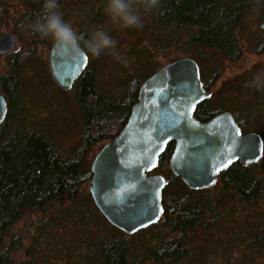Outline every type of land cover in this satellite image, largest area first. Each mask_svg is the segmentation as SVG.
<instances>
[{"label":"trees","instance_id":"1","mask_svg":"<svg viewBox=\"0 0 264 264\" xmlns=\"http://www.w3.org/2000/svg\"><path fill=\"white\" fill-rule=\"evenodd\" d=\"M5 1L0 0V5ZM18 1L25 7V11L15 19L13 32L20 41H27L28 48L19 47L6 53L9 70L0 75V91L7 100L6 114L0 123V264H46L29 259H13L11 253L18 248L19 240V236H14L12 232L14 225L27 214L46 215L56 205L67 202L76 204L86 194L92 198L89 191L85 194L83 190L92 175L89 152L95 143L119 133L129 116L131 105L137 100L141 80L155 69L147 72L148 74L146 67L143 73L133 70L138 53L145 54L146 58L153 53L147 45L137 49L136 44L131 50L129 71L125 74L121 88L113 94L103 93L96 86L94 72L88 67L83 69L74 89L83 117L80 142L70 156L62 158L53 138L42 130L29 126L25 100L21 93V73L24 65L33 59L32 50L37 43L51 42L50 38H41L31 27L44 15V0ZM65 1L57 0L59 11ZM96 1L97 6L91 12L92 19L78 28V35L86 37L84 40L91 37L88 29L91 30L92 24L101 19L107 3V0ZM259 7L264 8V0H160V6L149 11L148 15L152 24L157 27H170L176 33L185 27L190 29L184 39H176L180 41L181 50L190 53L196 60L202 48H211L222 58L236 60L241 56L242 50L234 31L245 15ZM30 44L33 46L32 50L29 49ZM152 47L159 50L161 48L155 41ZM211 68L215 71V78V66L211 65ZM200 72L209 89L214 78L208 79L202 70ZM204 102L195 111L200 119L207 117V111L203 110ZM259 102L264 104V90L258 95L255 104ZM236 118L241 126H247L246 117ZM172 149L173 141H169L158 160V167L169 171L165 176L167 183L162 193V217L158 223L140 230L144 233L152 227L160 226L167 231L151 237L154 243H135L131 241V235L126 236L111 225L106 228V237L95 239L87 253L69 264H177L193 256L194 249L189 235L197 229L208 232L217 228L218 216L206 217L205 200L202 198L193 201L191 193L196 191L185 187L180 178L171 172L169 158ZM258 169L264 170V160L247 167L233 164L219 175L220 191L223 195L236 196L242 203L254 204L256 199L264 197L263 175H257ZM172 187L175 188L174 191ZM181 188L187 191L183 196L178 195ZM92 203L94 204L93 199ZM91 215L92 220L108 222L96 206ZM245 225L247 226L246 223ZM240 228L229 231L230 241L237 247L236 258L239 264H257V256L264 253V226L256 230ZM6 238H9L8 242H5Z\"/></svg>","mask_w":264,"mask_h":264},{"label":"rangeland","instance_id":"2","mask_svg":"<svg viewBox=\"0 0 264 264\" xmlns=\"http://www.w3.org/2000/svg\"><path fill=\"white\" fill-rule=\"evenodd\" d=\"M96 6V0H66L60 12L63 13V19L70 22L78 34L80 25L92 19L91 12H94ZM23 11L25 7L18 0H6L0 5V36L8 31L15 35L14 21ZM148 13L143 10L140 12L142 28H121L111 21L105 11L99 21L96 20L93 24L90 21L93 27L88 29V32L91 35L97 30L107 32L117 41L116 52L121 57L117 60L109 54L110 50L103 52L99 58L89 57L85 68L88 67L94 72L96 86L103 93L113 94L121 88L125 74L129 71L128 67L131 66V50L135 44L137 49L147 45L153 51L147 58L145 54L138 53L133 70L139 73H143L145 67L146 73H150L163 63L188 54L181 50L180 41L176 37L184 39L190 29L185 27L176 33L171 31L170 27H157L152 24ZM234 33L242 50L238 59H225L211 48H202L197 54V62L199 66V60L203 63L200 70L208 79L214 78L215 75L211 65H214L217 71L213 84L208 87L213 92L211 107L229 109L239 119L246 117L245 130H258L264 137V104H255L264 89L246 86L251 84L256 74L264 75V8H255L245 15ZM15 37L14 50L19 47L28 48L27 41L23 42L16 35ZM154 41L160 45V50L152 47ZM29 47L32 50L31 44ZM49 47L50 44L40 42L32 50L33 59L24 65L21 73V93L25 100L29 126L38 128L53 138L58 152L65 158L71 155L80 142L83 117L74 96L76 81L70 88L61 89L50 74L47 60ZM203 57L205 59H202ZM8 70L7 58L5 54H0V75ZM105 141L101 140L91 148L88 155L89 167ZM168 172L161 168L154 171L164 176H167ZM257 175H263L264 184V170L258 169ZM88 184L83 187L85 194L89 191ZM219 186L217 179L210 188L191 193L193 201L202 198L205 200L206 217L218 216V227L208 232L197 229L198 231L191 233L189 236L192 239L193 256L177 264H239L236 258L237 247L230 241L229 231L240 227L242 230H256L264 226V197L256 199L255 203L250 205L240 202L236 196L223 195ZM186 192L185 188H181L178 195L183 196ZM92 209L95 210L92 198L86 194L77 200L76 204L67 202L56 205L52 212L46 215H25L12 229L14 236H19V240L18 248L11 256L15 260L29 259L46 264H69L73 260H79L90 250L95 239L106 237V228L111 226L108 222L92 220ZM166 231L167 229L160 226L152 227L147 232L138 231L139 233L136 232L130 237L135 243H154L150 238ZM8 241L9 238H6L5 242ZM256 263L264 264V253L257 256Z\"/></svg>","mask_w":264,"mask_h":264},{"label":"water","instance_id":"3","mask_svg":"<svg viewBox=\"0 0 264 264\" xmlns=\"http://www.w3.org/2000/svg\"><path fill=\"white\" fill-rule=\"evenodd\" d=\"M15 43L12 32L3 33L0 53L14 50ZM86 62L87 57L67 61L53 43L50 47L49 69L63 88L72 86ZM209 96L194 57L184 54L163 63L142 81L122 129L105 141L92 160L88 186L93 202L126 236L162 217L166 179L154 171L169 141H174L170 170L191 190L210 187L233 162L247 164L262 157V135L255 130L242 132L230 111L207 121L195 117L196 104ZM6 110L7 100L0 91V123Z\"/></svg>","mask_w":264,"mask_h":264},{"label":"clouds","instance_id":"4","mask_svg":"<svg viewBox=\"0 0 264 264\" xmlns=\"http://www.w3.org/2000/svg\"><path fill=\"white\" fill-rule=\"evenodd\" d=\"M159 6L160 0H107L104 11L111 21L121 28H142L141 10L149 12ZM58 9L57 0H44V15L31 27L41 38H50L54 49L62 54L65 60L77 61L81 57H87L89 53L92 57L99 58L106 50H110L109 54L117 60L121 58L116 52L117 41L107 32L97 30L92 33L90 39L84 40L72 24L63 19V13ZM246 86L264 89V75L256 74L251 84Z\"/></svg>","mask_w":264,"mask_h":264},{"label":"flooded vegetation","instance_id":"5","mask_svg":"<svg viewBox=\"0 0 264 264\" xmlns=\"http://www.w3.org/2000/svg\"><path fill=\"white\" fill-rule=\"evenodd\" d=\"M16 38V37H15ZM50 44V47H51V45H52V41L49 43ZM50 47H49V51H50ZM13 51V50H12ZM49 51H48V54H49ZM10 52V51H9ZM6 53H8V52H5V53H2V54H5L6 55ZM1 54V53H0ZM47 60H48V57H47ZM89 63V56L87 55V62H86V65ZM199 64V63H198ZM48 66H49V63H48ZM85 68V67H84ZM199 68H200V66H199ZM49 71H50V69H49ZM83 71V70H82ZM50 74H51V72H50ZM81 74V73H80ZM79 74V75H80ZM149 75V74H148ZM147 75V76H148ZM200 75H201V72H200ZM52 76V75H51ZM146 76V77H147ZM79 77V76H78ZM77 77V78H78ZM146 77H144L142 80H141V82H140V84H139V87H140V85H141V83H142V81L146 78ZM52 78H53V76H52ZM201 79H202V76H201ZM53 80H54V78H53ZM77 80V79H76ZM75 80V81H76ZM55 81V80H54ZM74 81V82H75ZM56 83V82H55ZM57 84V83H56ZM202 84H203V87L205 88V90L207 91V92H210V96L209 97H206V98H204L203 100H201L199 103H197L196 104V107H195V110H194V115H195V111L197 110V108H198V105L199 104H201V103H203V101H205L204 103H205V105H204V111L206 112L207 111V113H206V115H207V117L204 119H200V118H198L196 115H195V117L197 118V119H199L200 121H207V120H209L210 118H212L213 116H215L217 113H219V112H222V111H224V110H228V111H230L229 109H222L221 107H219V108H213V107H211L212 106V104H210V101H211V99L213 98V92L211 91V90H209V89H207L206 88V86H205V84H204V81H203V79H202ZM58 85V84H57ZM59 86V85H58ZM61 89H68V88H63V87H61V86H59ZM139 87H138V91H139ZM132 106V105H131ZM231 112V111H230ZM232 113V112H231ZM232 115L234 116V118H235V120L237 121V123H238V119L236 118V116L232 113ZM127 121V120H126ZM238 125L240 126V128H241V131L242 132H246V131H249V130H255V129H247V130H245V128H246V126L244 127V126H241L239 123H238ZM122 129V128H121ZM255 131H257V130H255ZM259 132V131H258ZM260 133V132H259ZM261 134V133H260ZM117 135V134H116ZM262 135V134H261ZM262 137H263V135H262ZM109 139H111V138H109ZM109 139H107V140H109ZM263 140H264V137H263ZM171 141H173V140H171ZM166 146H167V144H166ZM173 148H174V141H173ZM172 151H173V149H172ZM164 152V151H163ZM162 152V153H163ZM172 153V152H171ZM263 153H264V151H263ZM170 156H171V154H170ZM160 157V156H159ZM262 158H263V155H262V157L258 160V161H261L262 160ZM158 160H159V158H158ZM258 161H255V162H251V163H247V164H244V163H241L240 161H236V162H233L230 166H232L233 164H235V163H238V165L239 166H241V167H247L248 165H252V164H255L256 162H258ZM230 166H228L225 170H227ZM159 167H157V169H158ZM169 169H170V167H169ZM156 170V169H155ZM225 170H223V171H225ZM223 171H221L220 173H222ZM172 172V171H171ZM220 173L217 175V177H216V180H215V182L211 185V186H213L215 183H216V181H217V179L219 180V175H220ZM159 174V173H158ZM162 175V174H161ZM164 176V175H163ZM165 177V176H164ZM178 177V176H177ZM165 179H166V177H165ZM181 180V179H180ZM166 183H167V180H166ZM184 184V183H183ZM184 186L185 187H187L185 184H184ZM210 186V187H211ZM210 187H208V188H210ZM188 188V187H187ZM189 189V188H188ZM204 189H207V188H204ZM204 189H201V190H204ZM191 190V189H190ZM193 191H200V190H193ZM163 193V192H162Z\"/></svg>","mask_w":264,"mask_h":264}]
</instances>
